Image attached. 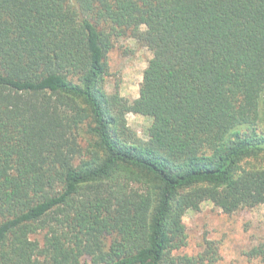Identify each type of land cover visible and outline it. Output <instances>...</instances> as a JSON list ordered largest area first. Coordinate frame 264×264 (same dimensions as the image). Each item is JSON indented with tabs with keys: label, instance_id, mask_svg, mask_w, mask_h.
<instances>
[{
	"label": "trees",
	"instance_id": "obj_1",
	"mask_svg": "<svg viewBox=\"0 0 264 264\" xmlns=\"http://www.w3.org/2000/svg\"><path fill=\"white\" fill-rule=\"evenodd\" d=\"M127 37L154 54L132 102ZM204 203L264 205V0H0V264H219L184 253Z\"/></svg>",
	"mask_w": 264,
	"mask_h": 264
},
{
	"label": "rangeland",
	"instance_id": "obj_2",
	"mask_svg": "<svg viewBox=\"0 0 264 264\" xmlns=\"http://www.w3.org/2000/svg\"><path fill=\"white\" fill-rule=\"evenodd\" d=\"M153 56L150 47L133 38L115 40L107 56L110 73L106 79L107 91L119 90L130 102L138 99ZM128 123L141 139H149L150 118L131 114ZM184 221L189 234V245L184 253H199L208 239L219 243V264H264L253 254L255 247L264 241V205L226 215L213 204L204 203L200 211H189Z\"/></svg>",
	"mask_w": 264,
	"mask_h": 264
}]
</instances>
